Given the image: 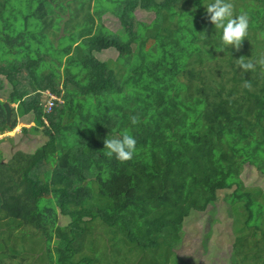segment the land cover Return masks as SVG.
<instances>
[{
	"label": "trees",
	"instance_id": "trees-1",
	"mask_svg": "<svg viewBox=\"0 0 264 264\" xmlns=\"http://www.w3.org/2000/svg\"><path fill=\"white\" fill-rule=\"evenodd\" d=\"M38 2L29 11V1L0 0V93L8 92L0 99V134L29 117L34 126L21 129L18 147L24 139H37L33 153L41 152L21 185L11 173L27 153L21 149L0 163V264L12 247L15 257V241L28 233L42 240L37 251L47 264H99L90 232L103 226L115 230L127 264H167L166 256L156 263L144 253L160 244L157 237L167 243L179 233L189 208L205 212L220 194L233 217L229 264H264V209L258 227L251 225L264 196L244 185L248 170L239 179V201L229 204L230 188L208 192L213 175L194 158L196 144L190 151L192 144L180 141L182 133L193 137L204 128L240 130L260 153L249 169L264 176V66L257 63L264 58V0H232L235 14H247L249 29L240 48L227 55L218 52L203 0L199 12L190 0H106L110 12L88 5L81 21L71 17L77 28L70 31L58 25L47 0ZM136 9L153 14L151 22L136 20ZM105 14L118 19L123 34L104 26ZM61 30L72 32L76 43L57 50L52 38ZM109 50L119 54L117 66L95 56ZM50 53L56 59L49 63ZM241 58L252 59L251 72L238 67ZM45 91L63 101L49 114L42 104ZM5 103L16 105L9 124ZM131 116L137 117L135 125ZM125 130L137 141L133 158L106 157L104 140ZM57 180L60 187L51 189ZM60 218L69 224L60 225ZM135 253L137 262L130 261Z\"/></svg>",
	"mask_w": 264,
	"mask_h": 264
},
{
	"label": "rangeland",
	"instance_id": "rangeland-1",
	"mask_svg": "<svg viewBox=\"0 0 264 264\" xmlns=\"http://www.w3.org/2000/svg\"><path fill=\"white\" fill-rule=\"evenodd\" d=\"M19 1L20 4L23 1H29L27 8L29 11L37 9L39 5L38 0ZM47 2L51 5V9H54L57 13L56 21L58 22V25L62 26L63 29L64 25H66L69 31L70 27L73 29L77 28V24L71 23V17L73 18L79 16V21H81V16L83 14L85 15L87 9H89L88 5H90L93 10L95 4L97 5V10L102 9L104 12H110L107 11V8L113 7H110L109 4L106 3V0H47ZM200 3L201 0H190V8L195 10V12H199L201 6ZM84 6L85 9L82 8ZM133 15L136 20L146 23H150L151 19H153V14L141 9H136ZM31 22L35 24L36 19H32ZM102 23L110 32L120 35L124 33L118 19L111 14L103 15ZM18 25H23L22 19H19ZM46 36H49V34H46ZM75 38L72 32H64L61 30L59 35L54 39L52 38V40L54 42V46L57 50H59L63 47V45L75 44ZM38 44L39 43H37V45ZM34 46L36 47V45ZM50 54L51 59L49 58V63L56 59V55L54 53ZM95 56L99 60L106 61L109 66H117V64L120 63L119 54L115 50L96 53ZM65 60L66 58L64 61ZM125 74L126 73L123 75ZM7 95L8 92L0 93V99L5 101L7 99ZM33 126L34 123L32 122V119L28 117L24 121H21V123L12 132L5 133L4 135L0 134V163H3V161L9 162L13 154L17 151H21V149L27 153L22 157L21 161L23 162L20 161L21 163L15 166L16 170H12L11 173L14 178V182L17 185H21L23 183L24 171L27 170L35 161L36 157L41 154L38 150L33 153L36 150L34 145L37 139H24L23 144H20L21 146L18 147V138L22 135L21 129L24 127L29 129ZM192 135L193 137H189L187 133H182L180 141L185 146H190L191 143L192 149H190V151H194V148L197 147L198 150L193 155L194 158L198 163L212 172L213 181L207 187L209 193H211L215 187L230 188V191L227 193L229 194V196L227 195V202L229 204H235L239 201V197L244 191V186H242L239 179H241V174L248 170L245 178L244 176L242 177L243 182L245 183L244 185L253 193L258 194L257 197L264 196V176H262L258 170H254L252 168L249 169L259 160V149L258 146L250 141L245 134H243L240 130L232 131L221 126L212 129L204 128ZM198 137L202 138L198 139ZM40 138H42V140L46 139L45 137H42V135H40ZM193 138L197 140L196 143L191 141ZM195 144L196 146L193 147ZM39 179L42 182H45L42 173H39ZM50 187L51 189L60 187L58 180L54 184L50 185ZM223 195L224 194H220V199L218 201L209 204L208 209L205 212L195 208H189L188 217L184 219L183 226L179 233L170 238L167 243L164 242V238L157 237L158 240H160V244L151 251H146L144 256H146L147 259L151 258L150 260H153L154 262L156 261V263H159L160 259L163 256H166L168 259L167 264H229V249L231 248V241L229 238L232 233H234L233 227H231L230 223L232 222L233 217L230 216L231 210L224 202L225 195ZM243 207L244 204L241 205V210L239 211L244 210ZM256 208L253 216V223L251 224L253 227H258L262 214L261 211L264 209L262 204H259V207L256 206ZM59 224L67 226L69 221L66 218H60ZM103 227L107 230V232H109L108 235L107 233L105 234L106 230L104 231V228L96 229L94 232L91 230L90 232L91 244L95 245L98 254L102 257L99 264H127L129 262L127 260L129 259H125L126 248L124 250L122 245L116 242L115 239L117 238V235L115 230L109 229L106 226ZM28 236V238L25 237L23 241L19 239L15 241V244L19 247V249L16 250L17 254L14 255L15 257L11 256L13 252L12 247L7 254L8 258L5 260L4 264L48 263L44 260L45 256L42 255L41 252L37 251L38 245L39 248L43 245L42 240L37 241L36 238L38 237L36 235L33 236L30 233H28ZM117 244L119 246H117ZM56 245L57 243H53L52 247L55 248ZM106 245H108L111 249L110 254L108 255L104 254L103 251L106 250ZM118 247H120L119 251L117 250ZM93 250H95V248H93ZM84 252L88 255L92 254L88 250H85ZM132 258H130V261L137 262L135 260H138V253H135V256L133 255ZM147 261L148 260H143V262Z\"/></svg>",
	"mask_w": 264,
	"mask_h": 264
},
{
	"label": "clouds",
	"instance_id": "clouds-1",
	"mask_svg": "<svg viewBox=\"0 0 264 264\" xmlns=\"http://www.w3.org/2000/svg\"><path fill=\"white\" fill-rule=\"evenodd\" d=\"M203 6L210 23L215 27V35L219 38L218 52H224L227 55L230 48L238 50L242 41L248 36L249 18L247 14H235L232 0H211L206 5L203 0ZM237 61H239L238 67L245 72H251L255 67L252 59H248V62H244L243 58ZM257 63L264 66V58ZM245 85L247 86V81ZM130 120L133 125L137 123L136 116H131ZM103 143V154L120 162L131 160L137 151V141L127 130L118 137L109 138L108 136Z\"/></svg>",
	"mask_w": 264,
	"mask_h": 264
},
{
	"label": "built area",
	"instance_id": "built-area-1",
	"mask_svg": "<svg viewBox=\"0 0 264 264\" xmlns=\"http://www.w3.org/2000/svg\"><path fill=\"white\" fill-rule=\"evenodd\" d=\"M62 103H63V101L61 98L57 97L56 95H54L50 92H45L43 94V103L42 104L44 107V112L46 114L52 113L53 109Z\"/></svg>",
	"mask_w": 264,
	"mask_h": 264
},
{
	"label": "water",
	"instance_id": "water-1",
	"mask_svg": "<svg viewBox=\"0 0 264 264\" xmlns=\"http://www.w3.org/2000/svg\"><path fill=\"white\" fill-rule=\"evenodd\" d=\"M4 107L6 110V120H7V123L9 124L12 118V108L8 103H5Z\"/></svg>",
	"mask_w": 264,
	"mask_h": 264
},
{
	"label": "crops",
	"instance_id": "crops-1",
	"mask_svg": "<svg viewBox=\"0 0 264 264\" xmlns=\"http://www.w3.org/2000/svg\"><path fill=\"white\" fill-rule=\"evenodd\" d=\"M13 106H15L16 107V105H13ZM12 107V106H11Z\"/></svg>",
	"mask_w": 264,
	"mask_h": 264
}]
</instances>
